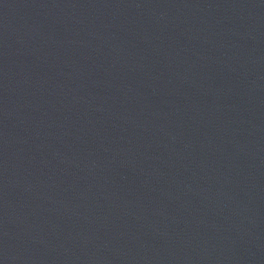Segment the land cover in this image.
<instances>
[{"label":"water","instance_id":"obj_1","mask_svg":"<svg viewBox=\"0 0 264 264\" xmlns=\"http://www.w3.org/2000/svg\"><path fill=\"white\" fill-rule=\"evenodd\" d=\"M0 264H264V66L188 0H0Z\"/></svg>","mask_w":264,"mask_h":264}]
</instances>
